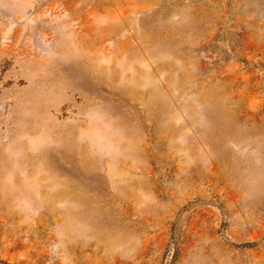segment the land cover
Listing matches in <instances>:
<instances>
[{"label":"rangeland","instance_id":"1","mask_svg":"<svg viewBox=\"0 0 264 264\" xmlns=\"http://www.w3.org/2000/svg\"><path fill=\"white\" fill-rule=\"evenodd\" d=\"M0 264H264V0H0Z\"/></svg>","mask_w":264,"mask_h":264}]
</instances>
